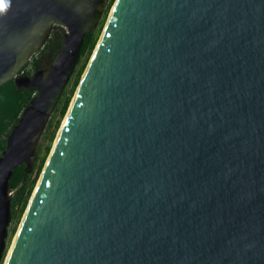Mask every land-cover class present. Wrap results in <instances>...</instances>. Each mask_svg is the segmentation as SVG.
Wrapping results in <instances>:
<instances>
[{
    "label": "water",
    "instance_id": "1",
    "mask_svg": "<svg viewBox=\"0 0 264 264\" xmlns=\"http://www.w3.org/2000/svg\"><path fill=\"white\" fill-rule=\"evenodd\" d=\"M5 264H264V0H117ZM106 0H7L0 86L36 97L0 158L37 147ZM65 30L50 66L21 75Z\"/></svg>",
    "mask_w": 264,
    "mask_h": 264
},
{
    "label": "trees",
    "instance_id": "2",
    "mask_svg": "<svg viewBox=\"0 0 264 264\" xmlns=\"http://www.w3.org/2000/svg\"><path fill=\"white\" fill-rule=\"evenodd\" d=\"M115 0H111L106 7L103 18L99 26L89 34L83 45L81 52V58H86L91 55L96 47V42L101 33V30L105 24L109 9ZM62 28L56 27L52 33V36L45 48L37 55L34 56L31 63L24 69L21 75L31 77L34 73L40 70H44L50 66L55 56L61 50L63 34L59 32ZM84 66H82L77 73V77L73 83L70 95L65 97V101L59 110V119L55 123L54 131L50 137V141H53L56 130L58 129L60 122L66 116L68 109L72 102L73 93L79 83V79L83 74ZM85 75V74H84ZM84 77V76H83ZM36 89H18L15 80H12L2 86H0V158L6 150L7 138L11 133V130L18 124L24 111L30 105L32 100L36 97ZM67 117V116H66ZM52 125V124H51ZM53 127L50 126V129ZM50 151V145L46 149L44 158L34 165L32 173L26 174V167L20 166L13 172V176L10 181V193H12V219L17 225L20 219L24 216L25 211L28 208L29 201L32 197L35 186L42 174L46 156ZM16 226L12 234L16 232ZM11 238L8 240V245L3 256L1 264H4V260L8 251V246Z\"/></svg>",
    "mask_w": 264,
    "mask_h": 264
},
{
    "label": "rangeland",
    "instance_id": "3",
    "mask_svg": "<svg viewBox=\"0 0 264 264\" xmlns=\"http://www.w3.org/2000/svg\"><path fill=\"white\" fill-rule=\"evenodd\" d=\"M110 1H111V0H106L105 6H104V11H105L106 7L109 5ZM116 1H117V0L114 1V3L112 4V6H111L110 9H109V14H108L107 19H106V21H105V24H104V26H103V28H102V30H101V33L99 34V37H98V39H97L96 47H95L94 51L91 53V55L87 56L86 58H81V60H80V62H79V64H78V66H77V68L75 69V72H74V74H73V76H72L70 82L68 83V85H67V87H66V89H65V91H64V93H63V96H62L60 102L58 103L56 109L54 110L53 114L51 115V118H50V120H49V122H48V124H47V127H46L45 132L43 133V135H42V137H41V139H40V141H39V144H38V147H37V160H36L35 164H38V162H40V161L44 158V156H45V154H46V149L48 148L49 145H50V151H49L48 155L46 156L45 165H44V168H43L42 174H41V176H40V178H39V180H38V182H37V185H36L35 188H34V191H33V193H32V197H31V199H30V201H29V204H28V208H27V210L29 209V205H30V203H31V200H32V198L34 197L35 191H36V189H37V187H38V185H39V183H40V180H41V178H42V176H43L44 170H45V168H46V166H47L48 160H49V158H50V156H51V154H52V152H53L54 146H55V144H56V142H57V139H58L59 133H60V131H61V128L63 127L64 122H65V120H66V116H67V114H66V116L64 117V119L61 120L60 125H59V127H58V129L56 130V133H55V135H54L53 141L51 142V141H50V137H51V135H52V133H53V131H54L55 123L58 121L59 116H60V114H59V110H60V108L62 107V105H63V103H64V101H65V97H66V96L68 97V96L70 95V92H71L72 87H73V83H74V81H75V79H76V77H77L78 70H79L82 66H84L83 74H82V76L80 77V79H79V83H78V85H77V87L75 88V91H74V93H73V97H72L73 99H72V102H71L70 107L72 106V103H73V101H74V99H75V96H76V94H77L78 88H79V86H80V84H81V82H82L83 76H85L84 74L87 72V69L89 68V65H90V63H91V61H92V58L94 57L95 50H96V48H97V46H98V44H99V42H100V40H101V37H102V35H103L104 29H105V27H106V24H107L109 18L111 17L112 11L114 10V7H115V5H116V3H117ZM103 14H104V13H103ZM102 18H103V17H102ZM98 26H99V25H98ZM54 29H55V28H54ZM59 32L62 33L63 35L65 34V30H64V29H62V31L59 30ZM70 107H69V109H70ZM69 109H68V111H69ZM67 113H68V112H67ZM51 124H52V125H51ZM50 126L53 127V128L50 129ZM27 210L25 211L24 216L20 219V221H19V223H18L17 225L15 224V221H13V219H12V221H11V224H10L9 229H8V230H9V236H8V239H7V245H8V240H9L10 238H11V240H10V243H9V246H8V251H7V254H6L5 260H4V264L6 263V261H7V259H8V255H9L11 249H12V246H13V244H14V241H15V239H16V236H17V234H18V232H19V230H20V227H21V225H22V223H23V221H24V218H25V216H26V214H27ZM15 226H16V229H15L16 232H15V234H12V233H13V230H14V228H15Z\"/></svg>",
    "mask_w": 264,
    "mask_h": 264
},
{
    "label": "bare ground",
    "instance_id": "4",
    "mask_svg": "<svg viewBox=\"0 0 264 264\" xmlns=\"http://www.w3.org/2000/svg\"><path fill=\"white\" fill-rule=\"evenodd\" d=\"M116 5H117V3H116ZM116 5H115V7H114V10H115V8H116ZM114 10L112 11V14H113ZM112 14H111V17H112ZM111 17H110V19H111ZM95 53H96V52H95ZM94 56H95V55H94ZM93 58H94V57H93ZM93 58H92V61H93ZM92 61H91V63H92ZM91 63H90V65H91ZM90 65H89V66H90ZM88 69H89V68H88ZM88 69H87V71H88ZM86 73H87V72H86ZM66 118H67V117H66ZM65 121H66V120H65ZM64 124H65V122H64ZM63 126H64V125H63ZM62 128H63V127H62ZM62 128H61V129H62ZM60 132H61V131H60ZM59 135H60V133H59ZM58 138H59V136H58ZM57 141H58V139H57ZM56 144H57V142H56ZM56 144H55V146H54V149H55V147H56ZM54 149H53V151H54ZM52 153H53V152H52ZM50 158H51V156H50ZM50 158H49V160H48L47 166H46V168H45V170H44V173H43V176H42V178H41V180H40V183H39V185H38V187H37V189H36V191H35L34 197H33L32 200H31L30 206H31L32 202L34 201V198H35V196H36V194H37V192H38V189H39V187H40V184H41V182H42V180H43V177H44V175H45L46 169H47V167H48V165H49V163H50ZM30 206H29V208H30ZM28 211H29V209L27 210V214H28ZM27 214H26V216H27ZM26 216H25L24 220L26 219ZM23 223H24V221H23ZM23 223H22L21 227L23 226ZM21 227H20V229H21ZM18 234H19V232H18ZM18 234H17V236H16V239H15V241H14V244H13V246H12V249H11L9 255H8V259H9L10 255H11V252H12V250H13L15 244H16V241H17V238H18ZM8 259H7V260H8Z\"/></svg>",
    "mask_w": 264,
    "mask_h": 264
},
{
    "label": "snow or ice",
    "instance_id": "5",
    "mask_svg": "<svg viewBox=\"0 0 264 264\" xmlns=\"http://www.w3.org/2000/svg\"><path fill=\"white\" fill-rule=\"evenodd\" d=\"M7 7V0H0V12L4 11Z\"/></svg>",
    "mask_w": 264,
    "mask_h": 264
}]
</instances>
